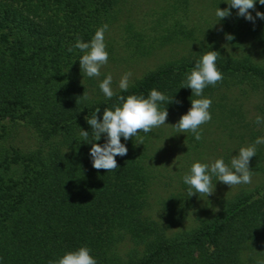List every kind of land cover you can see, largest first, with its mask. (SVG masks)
<instances>
[{"label": "trees", "instance_id": "1", "mask_svg": "<svg viewBox=\"0 0 264 264\" xmlns=\"http://www.w3.org/2000/svg\"><path fill=\"white\" fill-rule=\"evenodd\" d=\"M123 1L0 0V264H55L80 247L97 264H264V144L249 161L259 181L205 217L192 218L201 194L188 197L183 176L152 213L151 132L121 137L128 151L115 157V171L92 167L91 142L102 146L106 136L94 141L86 120L97 108L102 120L120 96L147 98L152 89L173 97L158 105L168 118L186 114L191 100L211 99L207 123L229 139L222 155L229 167L241 147L264 137V123L255 122L264 117V64L220 42L193 45L107 99L96 77L80 69L83 53L74 45L109 28ZM210 50L220 55L223 79L196 97L181 86ZM20 129L36 143L19 145Z\"/></svg>", "mask_w": 264, "mask_h": 264}, {"label": "rangeland", "instance_id": "2", "mask_svg": "<svg viewBox=\"0 0 264 264\" xmlns=\"http://www.w3.org/2000/svg\"><path fill=\"white\" fill-rule=\"evenodd\" d=\"M228 2L124 0L105 33L108 62L101 67V74L96 79L101 83L110 74L112 90H117L125 73H132L129 83L133 82L155 66L186 54L193 45L204 42H220L232 51L249 54L264 64V20L256 18L252 23L238 17L237 9L230 8ZM217 7L221 10L229 8L231 15L218 20L215 15ZM256 11L264 13V5L258 0L255 9L250 10L253 17ZM229 35L231 40L227 39ZM180 117H167L166 124L153 128L150 133L146 163L154 176L150 205L155 215L160 198L176 186L180 177L190 173L193 163L210 165L216 159H222L231 146L226 135L209 123L200 126V141L191 132L177 134L172 125ZM15 136L22 147L36 143V135L27 129H20ZM258 181L259 175L252 174L250 184L229 188L213 176L214 192L208 197L201 195L192 218L195 215L208 216L218 209L223 198L240 188L252 187Z\"/></svg>", "mask_w": 264, "mask_h": 264}, {"label": "clouds", "instance_id": "3", "mask_svg": "<svg viewBox=\"0 0 264 264\" xmlns=\"http://www.w3.org/2000/svg\"><path fill=\"white\" fill-rule=\"evenodd\" d=\"M257 0H229L227 3L230 8L237 9V16L243 17L247 21L255 23V19L264 20V13L256 11L255 17L251 15L250 10L255 9ZM260 5H264V0H258ZM215 15L218 20L231 15L230 9L221 10L217 7ZM108 25L105 24L98 28L90 42H82L77 39L74 47L79 49L83 54L79 59L80 69L88 77H99L100 69L108 62V53L105 50V32ZM227 39L231 40L232 36ZM73 48H69L71 52ZM219 53L217 51H208L196 61L194 68L187 74L186 80L181 87L191 89L192 95L201 97L205 87L215 86L222 81V73L216 67V61ZM131 72L125 73L119 81V89L127 91L129 88ZM112 76L109 74L99 84L100 90L107 99H111L114 92L111 87ZM84 94V93H83ZM121 105L115 106L114 110L104 109L102 120L95 115L86 122L93 131L94 141L101 139V134H105L106 143L102 146L98 143L91 142L90 157L92 167L96 170L115 171L118 168L115 157L126 156L127 147L121 143V137L125 141L136 136L139 132L149 133L153 128H158L165 123L168 112L166 107L163 111L159 109L160 102L171 103L173 97H168L163 93L152 89L149 96L129 95L126 98L120 96ZM178 103V101H176ZM212 101L209 98H199L191 100V107L186 114L182 115L179 121L172 125L177 134L191 132L197 141L202 139V133L199 131L200 126L211 120L209 109ZM255 122L257 124L264 123V117L257 116ZM80 135L87 140L88 131L82 130ZM167 138V137H166ZM264 144V137L257 138L255 142L247 147H241L238 155L231 160V166L226 165L223 159H216L213 163L204 164L195 162L191 165L190 173L183 176V183L189 186V196L201 194L210 196L214 192L212 177L228 185L229 188L240 184H250L252 182V172L250 171V158L256 155V145ZM68 150H66L67 152ZM55 264H97V261L90 255L87 247L65 253Z\"/></svg>", "mask_w": 264, "mask_h": 264}]
</instances>
